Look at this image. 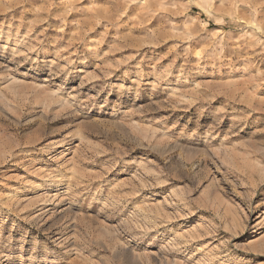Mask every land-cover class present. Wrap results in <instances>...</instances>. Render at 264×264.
<instances>
[{"label": "rangeland", "instance_id": "obj_1", "mask_svg": "<svg viewBox=\"0 0 264 264\" xmlns=\"http://www.w3.org/2000/svg\"><path fill=\"white\" fill-rule=\"evenodd\" d=\"M261 26L264 0H0V264H264Z\"/></svg>", "mask_w": 264, "mask_h": 264}, {"label": "bare ground", "instance_id": "obj_2", "mask_svg": "<svg viewBox=\"0 0 264 264\" xmlns=\"http://www.w3.org/2000/svg\"><path fill=\"white\" fill-rule=\"evenodd\" d=\"M222 2H224V1H226V0H221ZM220 2V1H219ZM241 4V3H240ZM243 4V3H242ZM261 32L264 34V28L261 26ZM254 91V90H253ZM264 241V238H259V239H257V240H255L253 243L254 244H256V245H259V246H261V243ZM201 264H204V260H202L201 262H200ZM207 263V262H206Z\"/></svg>", "mask_w": 264, "mask_h": 264}]
</instances>
